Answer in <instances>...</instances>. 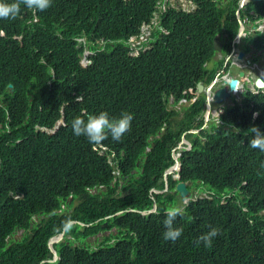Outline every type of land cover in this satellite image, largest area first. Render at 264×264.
<instances>
[{"label": "trees", "instance_id": "1", "mask_svg": "<svg viewBox=\"0 0 264 264\" xmlns=\"http://www.w3.org/2000/svg\"><path fill=\"white\" fill-rule=\"evenodd\" d=\"M18 2V16L0 23V264H264V152L251 147L254 133L244 135L253 125L264 132V91L233 99L208 123L205 93H190L222 68L205 64L215 55L214 33H236L234 9L222 24L228 6L199 0L188 18L167 3L160 18L178 21L181 33L168 22L169 33L153 27L155 49L134 55L130 39L163 0H53L38 22ZM86 49L93 55L84 67ZM171 98L188 104L172 108ZM100 111L133 114L119 141L109 135L92 145L73 134L75 117ZM183 138L191 149L178 148ZM174 153L180 180L169 175L167 192H151L165 188ZM179 181L190 183L193 199L173 220L182 233L171 245L162 233L165 211L182 202ZM15 190L22 198L9 197ZM155 203L157 212L142 214ZM70 221L66 234L84 246L65 239L51 262L48 242ZM212 228L206 246L199 238ZM100 234L91 249L86 242Z\"/></svg>", "mask_w": 264, "mask_h": 264}, {"label": "clouds", "instance_id": "2", "mask_svg": "<svg viewBox=\"0 0 264 264\" xmlns=\"http://www.w3.org/2000/svg\"><path fill=\"white\" fill-rule=\"evenodd\" d=\"M9 1L10 0H0V23H8V19H15L20 13L21 8H20V3L18 2V0H11V2ZM19 1L23 2L24 7H26L25 14L29 15L31 17V21L33 22L40 21V17L43 16L42 13L46 9H48L53 3V0H19ZM163 1H164V4L162 6H158L159 11L155 13V17L151 21V23L142 25L140 36L132 37L130 39L132 41V43L130 44L131 51L134 55L147 54V53L152 52L155 49V47L152 45V42H151L152 40L151 32H152L153 27L154 29L157 27L162 28L164 32L169 33V31L166 30L167 28H165L164 26V23L168 22L167 24L168 27L171 26L177 29L178 33H181L182 30H179L177 28V25L179 24L178 21H175L172 19H168L165 21L164 19L160 18L167 11V8H168L167 3H171L172 6L181 8L183 11L187 12L188 18L190 16H194V14L197 13V10H198L197 2L199 0H184V2L188 4L187 6H184L181 0H163ZM208 1L210 3H215L217 5H223V6L229 7L228 11H226L225 13L221 15L222 24H224L226 19L229 17L230 9H234L233 15L235 17V20L237 21V31L232 37L229 36V34L225 31V29H222L220 32L214 33L212 39H213V49H214L215 55L213 57V60L207 62L205 66L208 68H212L215 65V63L222 62V68L219 70L217 76L207 85H204L201 82L204 86L203 91L200 92L197 88V92L195 93L193 89H190V93L193 95L199 94V93H205L206 95V111L204 113V118H205L206 123H208L210 119H213L214 121L219 122V118L221 114L224 113V108L233 104V99H236L237 101L241 102L242 99L244 98V94L247 93V91L244 90L245 87H248V91H252L253 93L264 91V88L259 90L254 86V82L256 81V79L261 78L264 81V70L260 69L259 65L257 64V68L260 73V76L256 77L255 80H253L251 77V71H245L244 68L240 67L243 65V60L238 59V58L234 60L232 57L233 52H231V50L234 48V45H235V43L233 42V39L236 37L241 38V37L246 36L248 39V42L252 46L253 45H256L258 47L261 46L262 44L261 42L263 41L262 38L264 36L263 35L264 34V11H261V9L264 10V0H259V1L208 0ZM4 31L5 29H0L1 36L5 35ZM81 40H84V39H81ZM218 46L221 47L222 50L221 49L217 50L216 47ZM4 55H5L4 53L0 52V71H2V68H6V65L4 62ZM90 55H93V51L86 49L84 53L82 54L81 60H80V63L82 66L86 67L87 65L92 64V60L89 59ZM260 56L261 55L258 54L256 56V59L259 58ZM43 62L44 61H42V63ZM234 72H237V74L235 75ZM240 73H244V76L240 77L239 75ZM242 78H246L247 80V84L243 89H242ZM233 79H237L239 81V86L237 90L230 92L229 97H223L220 101L214 100L213 97L216 96V92L218 90L222 88L224 89L226 88V92L230 91L228 83L230 80H233ZM8 88L11 91L14 90V86L12 84H10ZM133 90H135V87H132V92ZM84 95L85 94H84V88H83V90L81 91V94H79L77 97V101L83 100ZM208 95H210V98H208ZM195 99L196 98H194L193 101H195ZM172 100L173 98H171V100L169 101V105L170 103H172L174 108H180L182 104H188V102L183 101L182 103L175 106ZM0 108H5V104L2 98H0ZM258 115H259L258 112H254L252 114L253 119H255ZM62 119L63 121L61 122L59 121L57 126L49 132L50 134H54L59 128V126L64 123V118ZM132 120H133V114L128 111H121L119 116H116V117L111 116L107 111H100L98 113H88L86 117L84 116L75 117L72 121L71 126H72L74 135L84 136L90 144L96 145V144H100L102 141L107 139L109 135L111 136L112 140L119 141L121 137L123 136V134L126 133L128 129L131 127ZM205 126H207V124ZM236 130L237 132L240 131L239 128H236ZM199 131L200 130L198 129H192L189 132L199 133ZM248 133L255 134L252 136L251 140L249 141L251 147L254 149H259L261 152H264V132H262L260 128L257 127L256 125H253L245 131L244 135H247ZM183 147H185V149H191L192 146H191L190 141L183 138L178 148L181 149ZM179 155L180 154L174 153L175 163L171 167H169V169L165 173V179H166L165 188L163 190H157L153 188L151 189V192H155L156 194L167 192L169 190V184L167 182V177L169 175L173 176V178L176 180H180L179 172L182 169V165L179 160ZM262 170H264L263 165H262ZM179 183H185L186 188L188 185H190V183L184 182V181H179L177 185ZM177 185H176L175 191H177ZM179 195L182 198L181 204L178 205V207L165 211L167 213V218L164 220L165 231L162 233V238L166 241L171 240V245H178L181 243V241H179L178 238L181 236V233H182L181 228L173 227V220L176 218L177 215L182 213V210L193 199L190 196L189 191L186 197L181 196L180 193ZM9 197H13L14 199L17 200V199L22 198V195L17 190H15V191L9 192ZM70 200H72V197H70ZM157 210H158V204L155 203L153 206V209L143 211L142 214L145 215V214L155 213L157 212ZM131 211H135V210L131 209ZM75 222L76 221L68 222V224L65 225V229L60 234L53 236L51 238V239H53L54 237L60 238L59 236L62 233H64L63 238H61L59 242H56L55 244H53L52 249L54 251H51V248L49 247V242H48V248L51 253H58V250L56 249V245L65 241V239L71 240L73 246H80V245L84 246V243L79 244L71 238L70 231L68 234H66V229ZM80 224L83 225V223H80ZM216 235H217V229L212 228L208 233L204 234L199 239L203 240L204 244L207 246L211 244L212 242L211 238L215 237ZM68 236H70V238ZM86 243H89L90 248L92 249V246H91L92 241L90 240ZM157 262H158V259L155 261V264Z\"/></svg>", "mask_w": 264, "mask_h": 264}, {"label": "flooded vegetation", "instance_id": "3", "mask_svg": "<svg viewBox=\"0 0 264 264\" xmlns=\"http://www.w3.org/2000/svg\"><path fill=\"white\" fill-rule=\"evenodd\" d=\"M261 11H264V10L261 9ZM262 39L263 41L261 42L262 44L260 47L256 45L252 46L248 42V39L246 36L241 37V38L236 37L233 39V42L235 43V45H234V48L231 50V52H233L232 57L234 60L236 58L243 60V65L240 67L244 68L245 71H251V77L253 80H255L256 77L260 76V73L257 68V64L259 65L260 69L264 70V36ZM258 54L261 56L256 59V56ZM244 90L248 92V87H245Z\"/></svg>", "mask_w": 264, "mask_h": 264}, {"label": "water", "instance_id": "4", "mask_svg": "<svg viewBox=\"0 0 264 264\" xmlns=\"http://www.w3.org/2000/svg\"><path fill=\"white\" fill-rule=\"evenodd\" d=\"M254 1H259V0H254ZM216 49L217 50H220L221 49V47H216ZM222 50V49H221ZM240 75V77H242V76H244V73H240L239 74ZM228 85H229V89H230V92H233V91H235V90H237V88H238V86H239V81L237 80V79H233V80H230L229 81V83H228ZM254 86L257 88V89H262V88H264V81L261 79V78H258V79H256V81L254 82ZM198 90L201 92V91H203V89H204V86H203V84L200 82V83H198ZM230 96V93H227L226 92V88L224 89V88H222V89H220V90H218L217 92H216V96H214L213 97V99L214 100H218V101H220L223 97H229ZM208 98H210V95H208ZM177 191L181 194V196H183V197H186L187 195H188V190H187V188H186V184L185 183H179L178 185H177ZM156 207V206H155ZM107 224H105V226H106ZM63 235H64V233H62L59 237L60 238H56V237H54L53 239H51L50 241H49V247L51 248V251H54L53 249H52V246H53V244H55L56 242H59V240L61 239V238H63Z\"/></svg>", "mask_w": 264, "mask_h": 264}, {"label": "rangeland", "instance_id": "5", "mask_svg": "<svg viewBox=\"0 0 264 264\" xmlns=\"http://www.w3.org/2000/svg\"><path fill=\"white\" fill-rule=\"evenodd\" d=\"M181 2H183V5H184V6H187V5H188L186 2H184V0H181ZM234 74L236 75L237 72H234ZM246 84H247V80H246V78H242V89L246 86ZM242 89H241V90H242ZM170 107H174V106L172 105V103H170ZM213 112H214V111H213ZM211 113H212V111H211ZM216 114H217V112H216ZM215 117H216V115H215ZM59 121L61 122V121H63V119H62V120H59ZM195 193H196L197 195H203V194H201L199 191H195ZM68 237L70 238V236H68ZM101 240H102V234L98 235L97 237H94L91 241H92V242H95V244L98 245L99 242H101Z\"/></svg>", "mask_w": 264, "mask_h": 264}, {"label": "bare ground", "instance_id": "6", "mask_svg": "<svg viewBox=\"0 0 264 264\" xmlns=\"http://www.w3.org/2000/svg\"><path fill=\"white\" fill-rule=\"evenodd\" d=\"M227 93H230V91H227ZM54 254V258L52 260H50L51 262L56 261L57 259H59V255L58 253H53Z\"/></svg>", "mask_w": 264, "mask_h": 264}]
</instances>
